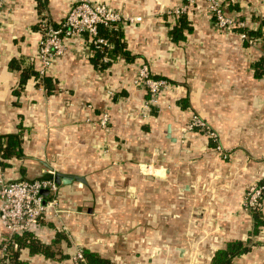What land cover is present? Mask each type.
<instances>
[{
  "label": "crops",
  "instance_id": "obj_1",
  "mask_svg": "<svg viewBox=\"0 0 264 264\" xmlns=\"http://www.w3.org/2000/svg\"><path fill=\"white\" fill-rule=\"evenodd\" d=\"M94 1L142 17L122 26L135 58L96 68L91 36L72 33L44 73L53 79L50 93L34 75L20 87L22 68L11 60L40 69L43 25L62 23L74 0H6L0 11V134L22 124L25 153L0 175L85 177L59 183L61 204L76 212L62 224L50 209L36 228L52 242L65 224L67 238L56 244L65 256L23 249L22 257L84 264L73 258L79 246L116 264H210L218 248L239 239L251 247L231 264H264V222L255 231L244 204L253 183L264 185V0H221L238 21L228 27L217 25L209 0H193L185 13L191 31L179 41L169 35L177 18L165 13L188 0ZM144 63L172 82L159 110L148 113V89L135 81ZM194 112L217 131L222 152L202 129H186ZM7 231L0 221V240Z\"/></svg>",
  "mask_w": 264,
  "mask_h": 264
},
{
  "label": "built area",
  "instance_id": "obj_2",
  "mask_svg": "<svg viewBox=\"0 0 264 264\" xmlns=\"http://www.w3.org/2000/svg\"><path fill=\"white\" fill-rule=\"evenodd\" d=\"M5 1L0 0V11ZM191 2L193 0H188L181 5L172 7L165 14L171 19L177 18L178 15L187 11ZM209 8L215 16L218 26L228 27L238 23L236 18L225 12L221 0H209ZM141 19V16H124L105 3L94 0H74L67 17L60 26H53L49 22L43 25V35L40 40V73L44 74L47 71L56 55L64 53L66 50L65 36L75 32H87L92 37V41L102 46L109 42L107 38L98 34L99 24L103 23L119 28L127 20L138 21ZM241 36L250 43L255 40L246 31H243ZM135 81L141 82L148 89L149 95L144 102L145 113L151 112L155 106L159 110V96L171 85V82L166 77L153 74L145 63L139 68ZM108 122L109 113L106 111L101 116L100 123L106 126ZM196 128L202 129L215 141L214 149L220 152L224 150V147L219 142L217 131L210 126L204 117L194 112L186 129ZM0 183L2 184L0 189V221L10 233H22L27 230L36 231L42 219L49 214L51 207H55V210H58L56 206L59 200L60 185L54 176H42L31 180L6 181L3 175H0ZM46 188L49 189L48 195L43 193V189ZM263 189L264 185L258 183H253L249 187L244 201L247 209L262 208ZM62 227L63 229L67 228L65 224ZM73 258L77 262L84 258L81 247L77 248Z\"/></svg>",
  "mask_w": 264,
  "mask_h": 264
},
{
  "label": "trees",
  "instance_id": "obj_3",
  "mask_svg": "<svg viewBox=\"0 0 264 264\" xmlns=\"http://www.w3.org/2000/svg\"><path fill=\"white\" fill-rule=\"evenodd\" d=\"M185 13L178 15L176 24L169 30V35L174 41L185 39L187 37L186 33L191 31V26ZM51 24L53 26L61 25V23ZM98 34L107 38L109 43L99 46L94 41H91L93 49L91 61L96 68L104 69L119 57H124L127 60H133L135 58V54L128 48L125 32L122 27L116 28L101 23L98 26ZM19 61L18 59H12L11 67L22 68L20 87H23L27 80L34 75L36 78L42 79L49 93L52 92V77L40 73L39 69H34L32 66L23 68ZM15 90L17 93L19 92L18 89ZM179 103L184 107L189 105L187 98L180 99ZM153 112L156 114V110ZM22 128L23 125L21 124L17 132L0 134V166L2 169L11 166L12 163L9 161L11 158H22L25 155L22 145ZM251 211L255 220L254 227L256 231L259 225L264 222V219L261 209H253ZM42 220H45V218ZM65 237L67 238L62 226L57 228L56 237L52 242L44 241L33 230H27L22 233H10L7 231L0 240V264H29V261L22 257L23 249H27L30 255L42 254L46 257H63L65 254L61 250L56 249V244ZM68 242L70 241L68 240ZM250 247L251 245L243 240L234 239L228 241L225 247H220L215 251L210 264H231L237 255L248 251ZM82 250L84 258L80 260L81 263L116 264L113 260L103 256L99 251L92 248L84 247Z\"/></svg>",
  "mask_w": 264,
  "mask_h": 264
},
{
  "label": "rangeland",
  "instance_id": "obj_4",
  "mask_svg": "<svg viewBox=\"0 0 264 264\" xmlns=\"http://www.w3.org/2000/svg\"><path fill=\"white\" fill-rule=\"evenodd\" d=\"M172 83V82H171ZM44 173V172H43ZM49 176V175H48ZM47 175H45L44 177H48ZM3 177L6 181H14V180H20V179H35V178H38V177H42L41 176H36L35 178H15V179H10V178H6L5 175L3 174ZM56 208L58 210H55V207H51V211H52V215L53 217L55 218H52L53 221L55 220H58L59 222H61L63 224V222L71 215H73L74 212H76V208H72V207H64L61 202H60V199L58 200V205L56 206ZM65 231H67V229H64ZM79 246H77L78 248ZM77 250V249H76ZM75 254V252L73 253V255Z\"/></svg>",
  "mask_w": 264,
  "mask_h": 264
},
{
  "label": "water",
  "instance_id": "obj_5",
  "mask_svg": "<svg viewBox=\"0 0 264 264\" xmlns=\"http://www.w3.org/2000/svg\"><path fill=\"white\" fill-rule=\"evenodd\" d=\"M169 133H171V127L168 128ZM53 176V175H52ZM54 177L58 183L62 182H71L73 179L77 178L80 180H85V177L83 175H77V174H71V173H62L60 171H57L56 174L54 173ZM2 187V184L0 183V189ZM43 193L45 195L49 194V189H43Z\"/></svg>",
  "mask_w": 264,
  "mask_h": 264
}]
</instances>
